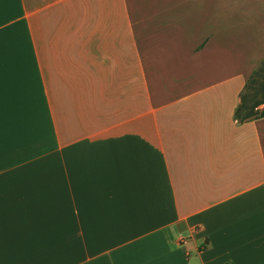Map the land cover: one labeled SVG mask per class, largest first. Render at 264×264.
Segmentation results:
<instances>
[{"label": "crops", "instance_id": "1", "mask_svg": "<svg viewBox=\"0 0 264 264\" xmlns=\"http://www.w3.org/2000/svg\"><path fill=\"white\" fill-rule=\"evenodd\" d=\"M246 24L264 0H0V264H264Z\"/></svg>", "mask_w": 264, "mask_h": 264}, {"label": "trees", "instance_id": "2", "mask_svg": "<svg viewBox=\"0 0 264 264\" xmlns=\"http://www.w3.org/2000/svg\"><path fill=\"white\" fill-rule=\"evenodd\" d=\"M264 74V60L256 67V69L252 72L250 77L248 78L244 89L240 95V103L235 109L234 116L239 122L264 117V93L263 97L258 99L256 98L251 104H248L247 101V89L255 83V79L262 76ZM259 104H263V108L258 109L257 106Z\"/></svg>", "mask_w": 264, "mask_h": 264}, {"label": "rangeland", "instance_id": "3", "mask_svg": "<svg viewBox=\"0 0 264 264\" xmlns=\"http://www.w3.org/2000/svg\"><path fill=\"white\" fill-rule=\"evenodd\" d=\"M260 31L250 29L249 24L244 25L243 29L238 31V35L240 37H242V51H243V53H245L247 55L251 54L255 48V44L257 43V41H259V37L261 36V39L264 38V34H262ZM263 32H264V30H263ZM262 44L263 43L260 42V45H262ZM262 60H264V59H262ZM261 61H260V63H261ZM260 63H258V65ZM255 80L256 81H255V83H253V86L251 85L249 87V89H247L246 98H247L248 104H251L256 98L260 99L263 97L264 74L262 76L256 78ZM260 105H263V104H259L257 106L258 109L263 108V106L259 107Z\"/></svg>", "mask_w": 264, "mask_h": 264}]
</instances>
